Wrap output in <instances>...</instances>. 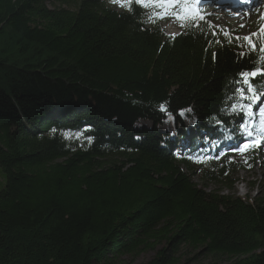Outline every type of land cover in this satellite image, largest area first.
Here are the masks:
<instances>
[{
	"label": "trees",
	"instance_id": "16d2710c",
	"mask_svg": "<svg viewBox=\"0 0 264 264\" xmlns=\"http://www.w3.org/2000/svg\"><path fill=\"white\" fill-rule=\"evenodd\" d=\"M157 11L0 0V264H264V193L233 191L261 144L227 150L264 53L206 20L166 35Z\"/></svg>",
	"mask_w": 264,
	"mask_h": 264
},
{
	"label": "rangeland",
	"instance_id": "374dc122",
	"mask_svg": "<svg viewBox=\"0 0 264 264\" xmlns=\"http://www.w3.org/2000/svg\"><path fill=\"white\" fill-rule=\"evenodd\" d=\"M243 1V0H240ZM109 4H111L115 9L121 10L123 7L118 4H114L111 0H108ZM261 1L251 5V6H242L239 9L232 10V16L227 19H221L217 16H214V11H222L227 8V5L221 4L219 0H215V2H209L205 4V1L199 2L197 7L199 12L204 17L207 22L214 24L218 28L225 30V32L230 31H239L241 32V36L245 37L253 33V31L259 30L261 24H264V20L260 19V16L264 14V2L262 6H258ZM203 7V10L201 9ZM178 7L176 8V11ZM161 27L166 35H177L181 30V24H179L180 20H174L171 18L170 11L168 10L166 13L162 11ZM168 125V124H166ZM166 125H163V129L168 130ZM263 144V143H262ZM177 153V152H176ZM180 153V152H178ZM232 158L237 162H240L244 159V155L246 153H241L238 150L231 151ZM261 160H264V145H262L260 149V159L256 160L251 168H246L240 170L235 175L236 179H239L234 184L233 191L239 196H243L244 194L250 195V197H254L255 195H259L260 192L264 193V165ZM193 180L196 183L202 184L199 178V169L195 172ZM212 188V186H211ZM153 255V252H145L140 256L134 259V264H140L148 261ZM194 254H189L187 251H182L181 253V262H184L185 258L193 257ZM234 258H228L222 255H212L206 254L202 256L196 257L193 261L188 262L187 264H230Z\"/></svg>",
	"mask_w": 264,
	"mask_h": 264
},
{
	"label": "snow or ice",
	"instance_id": "6c2138e0",
	"mask_svg": "<svg viewBox=\"0 0 264 264\" xmlns=\"http://www.w3.org/2000/svg\"><path fill=\"white\" fill-rule=\"evenodd\" d=\"M111 2L118 4L121 7L127 6L131 9L133 0H111ZM135 4L137 6H143L145 9L152 6L162 10L164 13L171 9L172 16L180 21H195L196 19H204L197 7L198 0H135ZM177 7L179 8V11L175 10ZM155 16L161 19L164 18L161 11H157ZM260 19L264 20V14L260 16ZM181 26L183 27L184 25L182 24ZM261 34H264V24L260 25L257 32H253L250 35L243 37V39L253 51L258 50L260 53H264V44H260L258 47L257 43L253 39ZM236 39L240 38L236 37ZM242 55L244 54L242 53ZM260 59L261 61H264V56H261ZM260 74H264V63H262L260 68L242 71L240 73V79L244 86L235 90L239 93V97L242 101L247 100V104L241 105L239 108H237L236 105H232V109L234 113L239 112L242 115L243 123L240 127L243 129L244 135L251 138L250 140H246L242 146L238 148V151L241 153L246 152L251 147H258L260 144L264 143V107L259 108L260 126L258 134H254V131L250 127V124L255 123V121L252 120V117L255 115V111L251 100L253 98H260L258 89L254 87V80ZM249 93L252 95L249 96ZM160 110L168 114L170 119H174V117L168 113L165 105H161ZM187 111L191 112V109H188ZM179 115H185V110H181ZM87 139L91 140L92 138L88 137ZM198 162H203V159L198 158Z\"/></svg>",
	"mask_w": 264,
	"mask_h": 264
},
{
	"label": "bare ground",
	"instance_id": "6f19581e",
	"mask_svg": "<svg viewBox=\"0 0 264 264\" xmlns=\"http://www.w3.org/2000/svg\"><path fill=\"white\" fill-rule=\"evenodd\" d=\"M257 0H244L243 3H238V4H233L232 2H230V6L234 7V5H236V8H240V6L244 5V4H254L256 3ZM260 6V5H258ZM214 16H217L219 18L223 19H227L230 18L232 16V13L230 11H214L213 12Z\"/></svg>",
	"mask_w": 264,
	"mask_h": 264
}]
</instances>
